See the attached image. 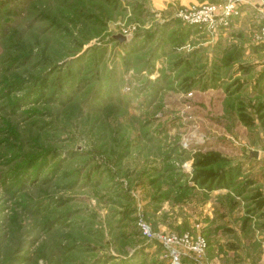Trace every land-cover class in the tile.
<instances>
[{
  "label": "rangeland",
  "instance_id": "374dc122",
  "mask_svg": "<svg viewBox=\"0 0 264 264\" xmlns=\"http://www.w3.org/2000/svg\"><path fill=\"white\" fill-rule=\"evenodd\" d=\"M223 2L0 0V264H264V0L177 16Z\"/></svg>",
  "mask_w": 264,
  "mask_h": 264
},
{
  "label": "built area",
  "instance_id": "2783aa9c",
  "mask_svg": "<svg viewBox=\"0 0 264 264\" xmlns=\"http://www.w3.org/2000/svg\"><path fill=\"white\" fill-rule=\"evenodd\" d=\"M248 0H224L223 3H203L198 5H191L189 7L179 10L178 17L185 23L199 27H206L208 29H221L229 27L233 21L241 15V7L247 5ZM264 6V5H263ZM260 13L264 14L261 10ZM260 40H264V29L261 30L259 35ZM143 230L147 232L146 227ZM161 242L164 246H170L172 243L183 245L188 253L194 255L196 260H203L206 256V243L203 239L198 238L194 242L188 239H165L162 238ZM183 243V244H182ZM172 254V264H186L182 261L180 252L175 250L170 251Z\"/></svg>",
  "mask_w": 264,
  "mask_h": 264
},
{
  "label": "water",
  "instance_id": "95a60500",
  "mask_svg": "<svg viewBox=\"0 0 264 264\" xmlns=\"http://www.w3.org/2000/svg\"><path fill=\"white\" fill-rule=\"evenodd\" d=\"M255 156H257V154H255Z\"/></svg>",
  "mask_w": 264,
  "mask_h": 264
}]
</instances>
